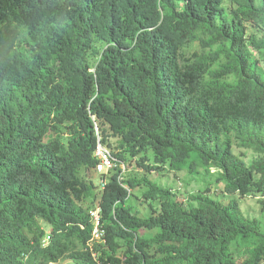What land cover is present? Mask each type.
<instances>
[{
	"label": "trees",
	"instance_id": "1",
	"mask_svg": "<svg viewBox=\"0 0 264 264\" xmlns=\"http://www.w3.org/2000/svg\"><path fill=\"white\" fill-rule=\"evenodd\" d=\"M227 1L0 0V264H264L261 223L236 198L205 187L184 204L96 171L98 140L146 172L203 169L229 194H264V33L246 34L264 30V0Z\"/></svg>",
	"mask_w": 264,
	"mask_h": 264
},
{
	"label": "rangeland",
	"instance_id": "2",
	"mask_svg": "<svg viewBox=\"0 0 264 264\" xmlns=\"http://www.w3.org/2000/svg\"><path fill=\"white\" fill-rule=\"evenodd\" d=\"M222 5L227 8L228 1L223 0ZM248 33H256L257 35H261L264 33V30L258 29L253 25H247ZM260 64L263 66L264 63L260 61ZM234 152H244L243 160L245 165H249L252 159L255 158V153L251 150L238 149L234 147ZM145 164L151 163V152L148 151L146 153ZM128 154L124 155V172L122 173L123 178H132V179H140L142 177L148 178L151 182L162 188L170 189L173 196L177 199V201H183L184 204H190L192 202L191 195L195 192L204 191L205 187H208L209 194L213 195L215 198L221 201H227L230 198H236L238 200L239 206L241 208L242 213L247 218H257L261 227L264 231V194L257 192L256 190H252L248 195L244 197H239L237 193L229 194L224 190L223 183L218 181L213 174L206 173L203 169H199V172H190L188 170H181L177 172L164 170V171H148L146 172L144 168L139 165L141 158H131L128 161ZM215 169L213 167L210 168V172H213ZM110 172V171H109ZM109 172L106 175V178L109 176ZM255 179L258 175H254ZM94 183L100 181L99 175H94L93 177ZM143 188H134L131 190L130 198L127 200V203L130 205L132 211H138L139 215L143 216L147 212V201H143L141 197V193ZM48 229V228H47ZM47 229L46 232H47ZM152 234V231L141 229L138 231V236L149 237ZM237 261L243 259V252L240 255L236 256ZM54 264H76L72 260H60Z\"/></svg>",
	"mask_w": 264,
	"mask_h": 264
},
{
	"label": "built area",
	"instance_id": "3",
	"mask_svg": "<svg viewBox=\"0 0 264 264\" xmlns=\"http://www.w3.org/2000/svg\"><path fill=\"white\" fill-rule=\"evenodd\" d=\"M94 156L97 158L96 171L98 173H108L109 171L114 170L115 168H119L120 172L118 178H120V176L125 170L124 163L121 162L117 157H115L110 151V149L102 145L98 140L94 149ZM99 182L100 188H103L105 180L100 179ZM100 213L101 209L99 206L88 210V216L92 224L90 238L87 242V245L89 247H91L94 241L100 240L103 235V230L101 229L99 223L101 218ZM47 239L48 236H45L44 241H47Z\"/></svg>",
	"mask_w": 264,
	"mask_h": 264
},
{
	"label": "clouds",
	"instance_id": "4",
	"mask_svg": "<svg viewBox=\"0 0 264 264\" xmlns=\"http://www.w3.org/2000/svg\"><path fill=\"white\" fill-rule=\"evenodd\" d=\"M106 264H108V263H106Z\"/></svg>",
	"mask_w": 264,
	"mask_h": 264
}]
</instances>
